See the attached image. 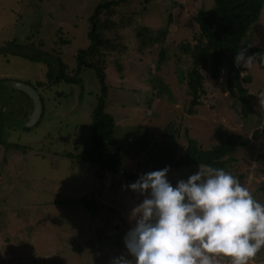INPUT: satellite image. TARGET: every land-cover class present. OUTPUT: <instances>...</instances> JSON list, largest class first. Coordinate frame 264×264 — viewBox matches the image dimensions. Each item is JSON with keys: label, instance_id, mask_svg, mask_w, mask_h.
I'll use <instances>...</instances> for the list:
<instances>
[{"label": "rangeland", "instance_id": "obj_1", "mask_svg": "<svg viewBox=\"0 0 264 264\" xmlns=\"http://www.w3.org/2000/svg\"><path fill=\"white\" fill-rule=\"evenodd\" d=\"M103 1L113 0H0V99L7 103L8 117L0 143V264L38 256L43 264H111L121 255L132 259L124 237L135 224L131 213L144 197L125 187L133 182L77 158L101 97L114 119L113 135L123 146L124 166L135 180L153 167L146 153L133 147V137L144 129L154 142L174 134L178 157L186 147V134L202 149L229 137H248L250 145L225 156L221 169L264 205V134L252 136L264 125L257 95L264 93V68L258 60L240 72L249 99L244 109L226 91L230 71L225 59L218 80L204 77L201 102L194 113L187 112L185 74L191 61L181 47L195 43L199 29L194 18L212 9L214 0L122 2L114 18L120 22L132 16V22L118 30L124 49L106 55L105 92L89 67L81 69L77 81H47L58 73L57 56L69 73L76 66L77 51L90 44L89 16ZM141 27L154 38L152 43L141 45L135 34ZM105 35L113 37L111 32ZM242 44L264 54V4ZM6 80L28 83L39 93L42 114L34 126L15 130L31 103L7 88ZM198 167L169 170L167 178L176 186ZM218 259L219 264H231L229 257ZM248 264H264V248Z\"/></svg>", "mask_w": 264, "mask_h": 264}, {"label": "trees", "instance_id": "obj_2", "mask_svg": "<svg viewBox=\"0 0 264 264\" xmlns=\"http://www.w3.org/2000/svg\"><path fill=\"white\" fill-rule=\"evenodd\" d=\"M128 0L103 1L95 6L89 16V28L87 36L90 44L81 48L75 55L76 66L68 71L67 64L57 56L58 73L50 81H77V77L83 67L95 70L101 84L102 92H105V58L109 51L124 49L121 44L118 30L132 22V16L121 18L120 22L114 18L116 6ZM264 0H214L212 9L199 11L195 16L199 32L195 35V43L183 44L181 50L190 57L191 66L185 74V84L190 97L187 112L194 113V107L200 104L201 95L204 93L203 80L209 77L218 80L223 63L228 60L230 76L226 81V91L236 95L242 107L248 104L246 88L241 85V69L235 64V57L240 49H247L246 56L262 54L261 50L242 44L243 39L250 33L251 26L257 21L263 8ZM105 32H111L113 37L106 36ZM147 28L141 27L135 34L140 38L141 45L145 46L154 41L147 35ZM11 44V42H10ZM258 64L264 68V61L257 56ZM50 76V74H49ZM48 78V77H47ZM243 81H249V76H243ZM92 125L90 136L86 146L77 155L80 161L99 165L102 170L111 174L122 176L126 182H135L136 175L129 172L124 166L122 145L113 135L114 119L104 109V99L101 97L91 114ZM2 115L0 116V142H2ZM3 121V120H2ZM169 128L172 124L169 123ZM25 129V128H23ZM166 134V132H165ZM264 134V125L255 129L253 137ZM186 136V147L179 157L176 156L177 144L174 134H166L160 142L151 140L146 129L138 136L133 137V147L136 152H145L148 164L153 167L149 171L170 166V170H179L194 165H208L222 168L226 160L225 156L236 151L237 147L250 145L248 137L227 138L224 142L202 149L193 138ZM106 161V162H105ZM148 171V172H149Z\"/></svg>", "mask_w": 264, "mask_h": 264}, {"label": "clouds", "instance_id": "obj_3", "mask_svg": "<svg viewBox=\"0 0 264 264\" xmlns=\"http://www.w3.org/2000/svg\"><path fill=\"white\" fill-rule=\"evenodd\" d=\"M240 49L237 67L251 69L257 56ZM264 110V93L257 94ZM170 166L143 173L125 187L144 197L124 237L128 255L111 264H248L264 248V205L230 172L208 165L173 186Z\"/></svg>", "mask_w": 264, "mask_h": 264}, {"label": "water", "instance_id": "obj_4", "mask_svg": "<svg viewBox=\"0 0 264 264\" xmlns=\"http://www.w3.org/2000/svg\"><path fill=\"white\" fill-rule=\"evenodd\" d=\"M4 83L7 88L23 93L31 103V109L29 113L27 112L25 116L21 115L23 119L20 121L18 128L15 130L18 131V130H22L23 128L34 126L38 122L42 114V101L39 93L36 91V89L33 86L22 81L6 80ZM4 109H5V103L4 105L2 104L1 107V99H0V111ZM28 263H25L24 260H17L10 264H28Z\"/></svg>", "mask_w": 264, "mask_h": 264}, {"label": "flooded vegetation", "instance_id": "obj_5", "mask_svg": "<svg viewBox=\"0 0 264 264\" xmlns=\"http://www.w3.org/2000/svg\"><path fill=\"white\" fill-rule=\"evenodd\" d=\"M2 104H3V101L1 100V107H2ZM10 104L12 105V103H11V101H10ZM22 104V103H21ZM7 105V103H5V106ZM5 111L4 110H1L0 111V116L2 115V119H3V121L1 120V122H2V125H3V129H4V127H5V124H7V123H5L6 121H7V118L5 117ZM27 113H24V115H26ZM21 115H23V114H21ZM4 120H6L5 122H4ZM8 126V125H7ZM10 131H12V132H14L13 130H11L10 129V127H7ZM2 133L4 134V132H3V130H2ZM14 133H16V132H14ZM18 133V132H17ZM1 143V142H0ZM160 169H163V168H158L157 170H160ZM24 258H26V260H28V259H30L29 261H31L32 263H29V264H43V262H42V260L40 259V256H38L37 258L36 257H24ZM21 260H23V258L21 259ZM36 260H39V261H36Z\"/></svg>", "mask_w": 264, "mask_h": 264}, {"label": "crops", "instance_id": "obj_6", "mask_svg": "<svg viewBox=\"0 0 264 264\" xmlns=\"http://www.w3.org/2000/svg\"><path fill=\"white\" fill-rule=\"evenodd\" d=\"M19 260H21V259H19ZM23 260L25 261V263H28V262L32 263L31 261H29L30 259L26 260V258H23ZM15 261H17V260H15ZM15 261H13V262H15Z\"/></svg>", "mask_w": 264, "mask_h": 264}]
</instances>
